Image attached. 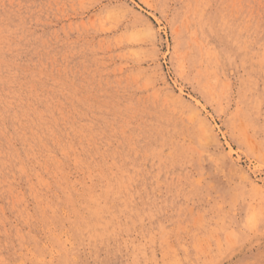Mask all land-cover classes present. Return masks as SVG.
<instances>
[{
  "label": "rangeland",
  "instance_id": "rangeland-1",
  "mask_svg": "<svg viewBox=\"0 0 264 264\" xmlns=\"http://www.w3.org/2000/svg\"><path fill=\"white\" fill-rule=\"evenodd\" d=\"M0 207V264H264V0H0Z\"/></svg>",
  "mask_w": 264,
  "mask_h": 264
},
{
  "label": "bare ground",
  "instance_id": "bare-ground-1",
  "mask_svg": "<svg viewBox=\"0 0 264 264\" xmlns=\"http://www.w3.org/2000/svg\"><path fill=\"white\" fill-rule=\"evenodd\" d=\"M5 81V80H4ZM11 85V84H10ZM20 85V84H19ZM74 97V96H73ZM95 100V99H94ZM69 114V113H68ZM199 120V119H198ZM95 135V134H94ZM47 146V145H46ZM32 148V147H31ZM34 155V154H33ZM41 164V163H40ZM101 175V174H100ZM105 175V174H104ZM122 182V181H121ZM81 187V186H80ZM1 208V207H0ZM202 217V216H201ZM9 227V226H8ZM68 243V242H67ZM46 246V245H45ZM206 254V253H205ZM33 255V254H32ZM171 257V256H170ZM178 259V258H177ZM200 259V258H199ZM166 260V259H165ZM23 261V260H22ZM195 261V260H194ZM172 264V263H171ZM177 264V263H176ZM189 264V263H188Z\"/></svg>",
  "mask_w": 264,
  "mask_h": 264
}]
</instances>
